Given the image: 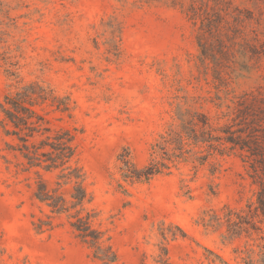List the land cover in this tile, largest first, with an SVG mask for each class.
I'll use <instances>...</instances> for the list:
<instances>
[{"label": "rangeland", "instance_id": "1", "mask_svg": "<svg viewBox=\"0 0 264 264\" xmlns=\"http://www.w3.org/2000/svg\"><path fill=\"white\" fill-rule=\"evenodd\" d=\"M221 1L252 12L264 39V0ZM188 5L189 0H0V100L30 81L69 96L73 118L63 125L77 130V159L92 199L86 208L110 238L115 264H155L161 223L185 234L169 242V264L258 259L256 236L229 240L224 227L203 225L211 211L222 215L224 207L239 211L255 202L248 165L237 154L214 155L213 174L209 165L195 174L186 165L147 183L120 179L117 156L128 149L143 167L150 145L174 122L177 106L200 109L218 127L233 96L264 89L263 58L252 72L234 75L229 95L216 93L211 72L204 75L199 67L197 25L188 18ZM9 143L0 127V264H99L65 217L51 215L35 200V170H26ZM39 174L54 187V174ZM60 193L68 197L70 186ZM47 217L53 229L37 233L33 224Z\"/></svg>", "mask_w": 264, "mask_h": 264}, {"label": "trees", "instance_id": "2", "mask_svg": "<svg viewBox=\"0 0 264 264\" xmlns=\"http://www.w3.org/2000/svg\"><path fill=\"white\" fill-rule=\"evenodd\" d=\"M187 13L193 25H197L199 67L204 75L211 72L216 93L224 92L227 96L226 88L234 75L252 72L264 58L259 20L252 12L233 8L221 0H189ZM218 94L215 100L221 101ZM229 101L221 115L226 121L218 127L200 109L177 106L174 122L150 145L147 163L137 167L129 150L124 149L117 156L118 170L120 179L133 185L170 175L186 165L191 166L194 174L209 165L213 174L214 155L237 154L248 165V177L256 187L255 202L239 211L224 207L222 215L211 211L203 225L214 230L224 227L229 240L243 234L256 236L258 259L247 264H264V89L259 87ZM221 105L217 103L216 107ZM73 113L68 95L59 94L43 82L30 81L19 84L0 100V127L4 136L11 139L7 149L26 170H35V200L51 215L65 217L74 238L86 247L92 259L99 264H115L117 255L110 238L95 227L94 213L86 208L92 199L77 159V130L63 125L73 118ZM39 171L55 175L53 188L47 187ZM64 186H70L68 197L60 193ZM118 188L125 193L120 184ZM51 219H38L34 230L51 231ZM158 231L154 263L169 264V242L185 234L180 227L163 223Z\"/></svg>", "mask_w": 264, "mask_h": 264}]
</instances>
